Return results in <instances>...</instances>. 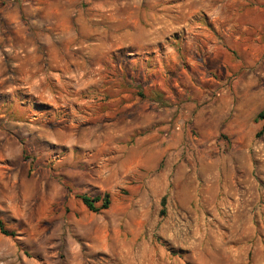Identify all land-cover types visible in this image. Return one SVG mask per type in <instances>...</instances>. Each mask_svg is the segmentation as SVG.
Instances as JSON below:
<instances>
[{
    "label": "rangeland",
    "instance_id": "rangeland-1",
    "mask_svg": "<svg viewBox=\"0 0 264 264\" xmlns=\"http://www.w3.org/2000/svg\"><path fill=\"white\" fill-rule=\"evenodd\" d=\"M261 110L264 0H0V264H264Z\"/></svg>",
    "mask_w": 264,
    "mask_h": 264
},
{
    "label": "trees",
    "instance_id": "trees-1",
    "mask_svg": "<svg viewBox=\"0 0 264 264\" xmlns=\"http://www.w3.org/2000/svg\"><path fill=\"white\" fill-rule=\"evenodd\" d=\"M256 119L258 120H263V125L261 127L260 133L264 131V110H261L260 112L257 113ZM79 199L81 200L82 204L89 209L90 211L97 212L102 209H106L109 205V195L104 194L103 196H96V197H89L86 195H81L79 196ZM101 200V205L99 207L95 206V202ZM164 204V200L162 201V205ZM163 211L161 210V214ZM0 232L4 235H12L9 231H7L4 227L3 222L0 219Z\"/></svg>",
    "mask_w": 264,
    "mask_h": 264
}]
</instances>
